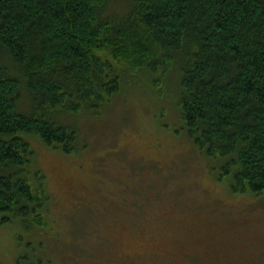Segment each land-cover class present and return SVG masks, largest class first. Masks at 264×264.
I'll list each match as a JSON object with an SVG mask.
<instances>
[{"label": "trees", "instance_id": "obj_1", "mask_svg": "<svg viewBox=\"0 0 264 264\" xmlns=\"http://www.w3.org/2000/svg\"><path fill=\"white\" fill-rule=\"evenodd\" d=\"M121 1L0 0V223L46 226L28 138L83 150L62 118L102 115L146 74L160 94L177 72L180 119L207 168L221 160L217 181L264 193V0Z\"/></svg>", "mask_w": 264, "mask_h": 264}, {"label": "rangeland", "instance_id": "obj_2", "mask_svg": "<svg viewBox=\"0 0 264 264\" xmlns=\"http://www.w3.org/2000/svg\"><path fill=\"white\" fill-rule=\"evenodd\" d=\"M149 77L100 116L62 118L83 150L28 138L47 175L46 226L0 223V264H264V193L217 181L221 160L207 168L180 119L177 72L160 94Z\"/></svg>", "mask_w": 264, "mask_h": 264}, {"label": "bare ground", "instance_id": "obj_3", "mask_svg": "<svg viewBox=\"0 0 264 264\" xmlns=\"http://www.w3.org/2000/svg\"><path fill=\"white\" fill-rule=\"evenodd\" d=\"M127 77V76H126ZM129 84V83H128ZM166 86V85H165ZM168 87V86H167ZM154 90V89H153ZM79 145H80V143H79Z\"/></svg>", "mask_w": 264, "mask_h": 264}, {"label": "flooded vegetation", "instance_id": "obj_4", "mask_svg": "<svg viewBox=\"0 0 264 264\" xmlns=\"http://www.w3.org/2000/svg\"><path fill=\"white\" fill-rule=\"evenodd\" d=\"M223 264H226V263H223Z\"/></svg>", "mask_w": 264, "mask_h": 264}]
</instances>
